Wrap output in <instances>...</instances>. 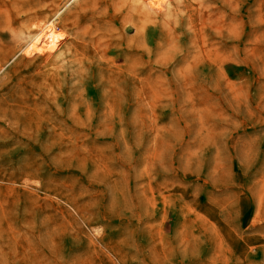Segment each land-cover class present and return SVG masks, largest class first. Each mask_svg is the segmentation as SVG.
<instances>
[{
	"label": "rangeland",
	"instance_id": "374dc122",
	"mask_svg": "<svg viewBox=\"0 0 264 264\" xmlns=\"http://www.w3.org/2000/svg\"><path fill=\"white\" fill-rule=\"evenodd\" d=\"M0 264H264V0H0Z\"/></svg>",
	"mask_w": 264,
	"mask_h": 264
},
{
	"label": "bare ground",
	"instance_id": "6f19581e",
	"mask_svg": "<svg viewBox=\"0 0 264 264\" xmlns=\"http://www.w3.org/2000/svg\"><path fill=\"white\" fill-rule=\"evenodd\" d=\"M134 1L139 2V0ZM31 31L33 33H41V37L37 43L40 45L46 57H49L52 54L57 55V57L65 55L63 53L65 48L68 47V43L66 42L68 35L65 31L58 30V26L53 21L49 20L46 22H41L34 26Z\"/></svg>",
	"mask_w": 264,
	"mask_h": 264
}]
</instances>
